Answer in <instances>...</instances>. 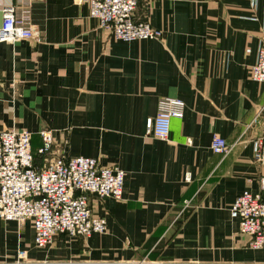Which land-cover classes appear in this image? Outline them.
Returning <instances> with one entry per match:
<instances>
[{"label": "crops", "instance_id": "0c3cea01", "mask_svg": "<svg viewBox=\"0 0 264 264\" xmlns=\"http://www.w3.org/2000/svg\"><path fill=\"white\" fill-rule=\"evenodd\" d=\"M29 4L33 39L0 43V131L54 135L52 157L97 158L126 172L123 196L91 195L106 233L34 243L29 221L0 219V264H264L231 206L260 192L254 161L264 83L250 69L264 43V0H140L134 18L159 38L123 41L75 0ZM0 14V24H1ZM164 97L185 102L168 140L146 132ZM217 134L233 144L213 152ZM10 261V262H9Z\"/></svg>", "mask_w": 264, "mask_h": 264}, {"label": "built area", "instance_id": "2783aa9c", "mask_svg": "<svg viewBox=\"0 0 264 264\" xmlns=\"http://www.w3.org/2000/svg\"><path fill=\"white\" fill-rule=\"evenodd\" d=\"M87 3L90 17L101 27L110 28L123 41L159 38L161 30L147 21H137L134 14L140 0H75ZM0 43H16L38 36L32 22L29 4L21 6L0 2ZM252 80L264 83V43L251 66ZM185 102L164 97L159 101L155 117L147 120L146 132L158 139L168 140L171 120L183 118ZM257 117L262 130L255 140L254 161L264 166V104ZM39 142L27 129L0 131V219L23 225L29 221L38 247L51 245L58 234L69 237L106 233L107 220L93 213L91 195L100 198L123 196L126 172L119 166H103L97 158L59 155L52 157L54 135L49 129L38 132ZM233 144L215 134L211 142L214 153L223 158ZM260 192L244 190L231 206V216L240 220V232L250 238L252 249L264 248V178ZM10 262V261H9ZM141 260L139 264H144ZM10 264H35L28 261L27 251L19 249ZM159 264V263H155Z\"/></svg>", "mask_w": 264, "mask_h": 264}, {"label": "rangeland", "instance_id": "374dc122", "mask_svg": "<svg viewBox=\"0 0 264 264\" xmlns=\"http://www.w3.org/2000/svg\"><path fill=\"white\" fill-rule=\"evenodd\" d=\"M258 168L263 170V166H258ZM96 197H98V196H96ZM98 198H100V197H98ZM100 199H102V198H100ZM98 216H100V215H98ZM142 260H146V262L144 264H155V263H159V262H152V261H150V259H147V258H143ZM139 262H136L135 264H139ZM159 264H164V263L163 262H160Z\"/></svg>", "mask_w": 264, "mask_h": 264}]
</instances>
